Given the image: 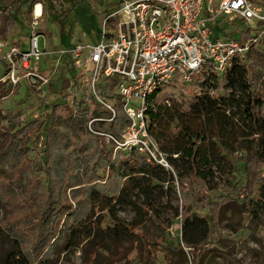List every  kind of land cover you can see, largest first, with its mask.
Returning a JSON list of instances; mask_svg holds the SVG:
<instances>
[{
	"label": "trees",
	"instance_id": "obj_1",
	"mask_svg": "<svg viewBox=\"0 0 264 264\" xmlns=\"http://www.w3.org/2000/svg\"><path fill=\"white\" fill-rule=\"evenodd\" d=\"M237 28L239 37L241 33L247 37L255 35L252 29L240 25ZM219 32L222 29L216 28L215 35ZM227 35L233 36L235 32ZM259 51L264 54L261 48ZM61 56L64 67L72 70L69 54L64 52ZM245 58H236L223 74L210 70L195 76V88L189 83H179L186 84L185 90L175 88L177 84H167L147 97L150 131L166 153L172 172L145 161L136 152L130 153L138 157L126 158L123 152L113 155L107 150L101 136L84 126L91 117L111 116L110 110L92 96L89 95L93 110L86 104V96L80 93L73 115L63 114L61 89L69 81L67 77L61 81L59 77L50 80L48 103H41L37 118L29 114L11 126L0 121V198L5 208L0 233L7 229L10 234L9 246L0 250V264H36L63 237L70 240L66 249L81 245L80 248L101 251L119 239L138 248L139 232L150 221L149 210H158L170 220L162 205L155 202V192H162L163 185L169 195L179 188L181 206L172 211L169 205L172 215L179 217V237L172 244L160 242L161 245L181 253L187 249L193 256V264H204L222 237L221 230L228 229L229 224L219 225L222 207L240 201L238 204L244 212L243 204L252 200L257 183L256 201L264 207V178L258 179L264 164V112L261 110L264 96L256 89L262 71ZM0 62L2 77L6 65ZM22 82L32 94V85L26 81L16 85L9 82L7 86L2 82L0 97L19 88ZM104 91L101 89L102 94ZM128 122L117 102L111 120L93 121L91 125L119 136L121 127ZM234 151L240 152L237 158L233 156ZM35 156L39 160L34 161ZM237 162L244 175L241 186L232 183ZM80 166L84 170L82 178L76 175ZM186 179H192L195 184L194 195L183 186ZM3 181L10 182V189ZM219 184L224 185L226 194L211 195ZM130 186L142 194L140 206L126 200ZM121 201L132 206L134 217L130 221L116 214L115 207ZM96 206L103 216L95 214ZM85 223H89V229L81 235ZM230 225L236 232L243 224L239 220ZM1 240L6 241V236ZM148 251L144 254V264H155V257Z\"/></svg>",
	"mask_w": 264,
	"mask_h": 264
},
{
	"label": "built area",
	"instance_id": "obj_2",
	"mask_svg": "<svg viewBox=\"0 0 264 264\" xmlns=\"http://www.w3.org/2000/svg\"><path fill=\"white\" fill-rule=\"evenodd\" d=\"M261 1L117 0L102 15L95 44L79 39L67 49L49 50L39 48L42 9L36 3L32 8L27 46L0 40V61L6 65L0 81L7 80L12 85L20 81L38 83L44 104L48 103L47 86L59 56L68 53L72 68L78 71L75 79L68 81V91L73 93L76 87L78 91L84 88L111 112L109 118H89L88 130L111 143L115 150L136 152L146 161L172 172L166 153L151 134L147 97L163 85L191 83L195 76L210 70L223 74L236 58L246 57L264 35V2ZM238 22L252 29L255 35L244 39L228 36L227 33L238 30ZM216 28L222 32L215 35ZM85 36L83 33L82 38ZM55 54L58 58L52 63ZM43 55L47 56L49 67L40 66ZM110 85H113L112 91ZM101 89L105 90L103 94ZM108 96L118 98L121 110L129 119L121 127L119 136L91 125L93 121H109L114 117L115 105L109 102ZM66 99L65 106H72L74 98ZM38 115L37 111L31 114L33 118Z\"/></svg>",
	"mask_w": 264,
	"mask_h": 264
},
{
	"label": "rangeland",
	"instance_id": "obj_3",
	"mask_svg": "<svg viewBox=\"0 0 264 264\" xmlns=\"http://www.w3.org/2000/svg\"><path fill=\"white\" fill-rule=\"evenodd\" d=\"M110 1L113 0H56L53 3L50 0H0V40L10 43L17 41L19 37L20 44L27 46L24 36L28 30L26 25H29L32 18V8L37 3L41 5L42 16L40 21L43 30L46 32L38 36L40 49L49 50L51 49L50 47L55 46L62 49L68 48L79 39L95 44L99 39L102 15L105 14ZM238 23L236 26L240 25L242 28L244 23ZM83 33L86 36L82 38ZM252 33H254L253 30ZM233 37H239L238 30H236ZM240 37L244 39L247 35L241 33ZM259 48L264 50V35L255 44V49H251L247 53L245 59L247 62L256 63L260 67L262 73L256 81V89L262 92V96H264V54L259 51ZM46 58V55L41 57L40 66L49 67ZM57 58L58 54H55L51 62L53 63ZM58 60L59 63L56 66V71L51 76V80L59 77L61 81L67 77L72 81L73 76H76L78 71L75 69L68 70L64 67L62 64V56H59ZM1 72L2 67L0 62V74ZM2 82L6 86L9 85V81L7 80L0 81V83ZM189 84H192L190 86L191 88L197 86V83L194 81ZM68 85L67 80L61 89L64 100L67 101L66 98L73 97L74 102L72 106L67 105L70 107L68 108L65 106L63 100V114L73 115L75 112V102L77 98L79 99L80 93L86 96L84 100L91 110L94 109L91 98L84 88L78 91L76 87L72 93L68 91ZM185 85L177 83L175 88L185 90ZM31 87L32 94L28 86L22 82L19 88H14L12 90L13 92L11 91L7 95L0 97V121L2 124L11 126L17 123L19 119L26 118L29 114L36 111L40 115L41 103H44L45 100L44 95L37 88L38 83H35ZM109 87V90L112 91L113 85ZM108 97L110 103L115 105L118 102V98ZM47 100H49V96H47ZM261 110L264 112V106H262ZM87 122H85L84 126L89 131ZM101 140L106 149L110 150L113 155L123 152L126 158L138 157L135 153L115 150L111 143L106 142L102 137ZM37 147L40 148V144H37ZM239 154V151H234L233 156L237 158ZM37 159L36 156L35 159L33 158L34 161ZM236 165L238 170L234 173L232 183L241 186L244 183V175L240 163L237 162ZM76 175L79 178L84 176L82 166L77 169ZM138 176L140 175L138 174ZM262 178H264V164H262V168L258 174V179L260 180ZM173 182L175 183V181ZM3 184L10 189V182L3 181ZM183 186L188 193L194 195L196 186L192 179H186ZM210 194L213 196L226 194L224 185L219 184L217 189L212 190ZM79 197H81L80 194H78ZM251 197L252 200L243 204L245 207L244 212L242 211L241 205L238 204L240 201L222 207L221 214L219 215V225L229 224L227 225L228 229L221 230L222 237L214 245V249L207 255L204 264H264V207L256 201L258 198V183L254 185ZM125 198L126 200L135 202L139 206L143 200L142 194L133 186L128 188ZM155 202L162 205L165 212L170 215V220L165 219L163 214L158 210H149L150 221L145 223V229L139 232V238L136 241L139 246L138 248L135 244L125 241V239H119L110 243L106 250L101 251H95L87 247L80 248L81 245L77 248L68 247L66 249L67 243L70 240H67V237H63L57 240L50 249L36 260V264H144L143 259L146 250H149L148 252L155 257V264H193V256L187 252V249H185L184 253H181L179 251H173L168 246L179 237V217L172 215L173 208H180L181 206L179 188L175 190V193L169 195L167 188L163 185L162 192H155ZM169 205L172 206V211ZM94 210L96 215L103 216L97 206ZM115 210L117 216L125 221H130L134 217L132 206L127 202L121 201L120 204L116 205ZM4 217L5 208L0 198V222ZM239 220L243 224L242 228H238L236 232L232 231L230 224L239 222ZM83 226L80 230L81 235L89 229V223H85ZM9 235L7 229L0 233V250H4L9 246L10 242L7 239L10 237ZM5 236L6 241H2L1 237ZM160 242L168 244L166 245L167 247L163 244L161 245Z\"/></svg>",
	"mask_w": 264,
	"mask_h": 264
},
{
	"label": "crops",
	"instance_id": "obj_4",
	"mask_svg": "<svg viewBox=\"0 0 264 264\" xmlns=\"http://www.w3.org/2000/svg\"><path fill=\"white\" fill-rule=\"evenodd\" d=\"M116 3H117V0L110 1L109 6L107 7L106 11H107V10H110L111 8H113L114 5H115ZM27 26H28V27H27ZM27 26H26V28H28V30H27L26 34L24 35V36H25V42H26V40H27V35H28V32H29V25H27ZM42 33H43V34L46 33V32L43 30V26L40 27V33H39V34H42ZM15 42H17V43L20 44V38L18 37V38H17V41H15ZM55 47H57V46H55ZM55 47H50V48H55Z\"/></svg>",
	"mask_w": 264,
	"mask_h": 264
},
{
	"label": "bare ground",
	"instance_id": "obj_5",
	"mask_svg": "<svg viewBox=\"0 0 264 264\" xmlns=\"http://www.w3.org/2000/svg\"><path fill=\"white\" fill-rule=\"evenodd\" d=\"M37 9L39 8V5H37V7H36Z\"/></svg>",
	"mask_w": 264,
	"mask_h": 264
}]
</instances>
